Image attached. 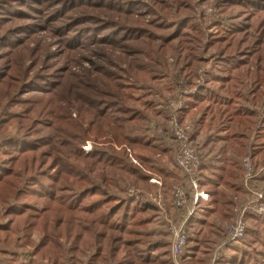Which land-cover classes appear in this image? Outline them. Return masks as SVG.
I'll return each instance as SVG.
<instances>
[{
	"label": "trees",
	"instance_id": "1",
	"mask_svg": "<svg viewBox=\"0 0 264 264\" xmlns=\"http://www.w3.org/2000/svg\"><path fill=\"white\" fill-rule=\"evenodd\" d=\"M44 28L62 40L59 65L49 44L27 47ZM79 60L90 71L76 74ZM173 122L189 127L211 196L185 221L179 262L264 264L259 217L238 243L216 222L244 198L246 154L264 193V0H0V263L173 264L159 207L125 187L180 182ZM183 185L175 222L193 200Z\"/></svg>",
	"mask_w": 264,
	"mask_h": 264
},
{
	"label": "built area",
	"instance_id": "2",
	"mask_svg": "<svg viewBox=\"0 0 264 264\" xmlns=\"http://www.w3.org/2000/svg\"><path fill=\"white\" fill-rule=\"evenodd\" d=\"M176 107L177 109L179 108V106ZM171 125L173 130L175 131V136L177 137L179 143L176 155L177 166L181 173L188 177V181L193 193V208L189 211L187 216L179 225H168L167 227V231L172 237L170 247L172 263L181 264L178 260V256L180 255L182 249L185 247L187 239L185 221L189 217L194 215V213L197 211V209H194V206L198 204L199 201H204L208 203L210 202V197L208 194H204L201 191H198L197 189V184L196 180L194 179V175L199 167L200 162L187 137L189 127H179L176 125L175 122H173ZM242 168L244 173L243 191L245 200L239 208L234 210L235 218L227 232V242L237 243L243 238V235L246 230L245 217L248 214H254L259 217L262 220L264 226V193L262 191L255 190L251 187L250 181L254 179L255 172L252 166L251 158L248 154L243 157ZM257 173L260 174V176L264 177V166L260 167ZM183 191L184 190L182 188H173V197L176 205H182L185 202V193ZM127 195L128 197L138 201L147 200L145 199V195L138 191L129 190Z\"/></svg>",
	"mask_w": 264,
	"mask_h": 264
},
{
	"label": "rangeland",
	"instance_id": "3",
	"mask_svg": "<svg viewBox=\"0 0 264 264\" xmlns=\"http://www.w3.org/2000/svg\"><path fill=\"white\" fill-rule=\"evenodd\" d=\"M201 10H203V13L205 14V15H208V17H213L215 14H214V12L216 11L215 9H213V8H211L207 3H201ZM45 12H43V13H41V14H38V13H32V15L34 16V20H39L40 22L39 23H41V18H42V14H44ZM6 27H8V26H6ZM209 27H211V26H209ZM210 31L211 32H214L215 31V29L214 28H211L210 29ZM206 32H208L207 30H206ZM205 40H207V39H205ZM39 41H41L42 43H44V44H49L50 46H51V49L53 50V52H55L56 53V58H55V60H56V63H57V65H59L58 64V61H59V59H60V52H59V50L61 49V42H62V40H61V38L60 37H56V36H54V35H52L51 34V32H49V30H47L46 28H44V29H41V30H38L35 34H34V36H33V38H32V40H30V42H27L26 44H27V47H30V48H33L34 47V44H36L37 42H39ZM26 53V50H24V49H22L21 50V55H24ZM84 55H86L85 54V52H83V51H81V52H79L78 53V56H80V57H84ZM199 55H201L200 57H205V54L204 53H199ZM168 58H170V57H167V59ZM168 62L169 63H171V60L169 59L168 60ZM26 63V62H25ZM25 63H22L23 65H25ZM73 67V71L76 73V74H78V75H83V74H85L87 71H90V66H89V63L88 62H86V61H83V60H79V62L76 64V65H73L72 66ZM122 68H124V66L122 65L121 66ZM110 71H113L114 69H112V68H108ZM128 85H130V84H135V82H133L132 80H129L128 82H126ZM130 83V84H129ZM139 84H140V82L139 83H137L136 84V87L137 86H139ZM31 95H33V93H26V94H24L23 95V97H28V96H31ZM37 96H40L39 94H36ZM169 95L168 94H166V96L165 97H167V100L170 98V97H168ZM159 99V98H158ZM157 99V100H158ZM149 124H150V126H154V120H151L150 122H149ZM172 129V128H171ZM170 129V130H171ZM9 131H10V133L11 134H13V133H15L17 130L15 129V127H13V126H11V127H9ZM189 132H190V129H189ZM189 132H187V133H189ZM172 133V132H171ZM173 136H174V141H175V143H177V150H178V145H179V143H178V139H177V137L175 136V131L173 130ZM187 137H188V135H187ZM189 139V138H188ZM197 140H201V138H198ZM173 141V140H172ZM174 141H173V143H174ZM189 142L191 143V145H192V142L189 140ZM169 143H172V142H169ZM192 147H193V145H192ZM90 148H91V144L90 143H86V145L84 146V147H82V150H83V152L84 153H86V152H88V151H90ZM193 149H194V147H193ZM194 151H195V149H194ZM176 153H175V155H174V163H175V170H176V172L178 173V178L180 179V182L179 183H171V185H170V187L165 191V192H163L162 191V188H161V181H160V179H158V178H156V177H153V178H150L149 179V183L151 184V185H154V186H156V190H152V189H143V188H140V187H136L135 185H133L132 183H128L125 187H126V193L128 194V191L129 190H134V191H138V192H141L143 195H145V199H147V200H149V201H155V202H152V203H154V204H156L158 207H159V209H160V216L161 217H159L160 218V220L161 221H163V222H165V225H166V230H167V227H168V225H179L182 221H183V219L187 216V214L189 213V211L193 208L192 207V205H193V200H192V204L190 205V207L188 208V210H187V212H186V214H185V216H184V218L183 219H181L180 221L178 220V222H175V220H174V215H175V210L177 209V208H181V207H184V205L186 204V196H187V194H186V188L188 189V186L187 185H183V184H185L186 182H188L189 183V181H188V177H186L184 174H182L181 173V171L179 170V168H178V166H177V162H176V155H177V151H175ZM136 154H139V155H142V156H148V153L147 152H144V151H140V150H137L136 151ZM128 155H129V157L131 158V160H132V162L134 163V164H138L137 163V161L136 160H134V152H131L130 150H129V153H128ZM245 156V155H244ZM243 156V157H244ZM242 160H243V158H242ZM241 165H242V163H241ZM252 166H253V164H252ZM242 170H243V168H242ZM243 175H244V173H242ZM258 174V173H257ZM243 175H242V179L240 180V186H241V189L242 190H244L243 189ZM258 175H260V174H258ZM195 179V178H194ZM182 182H183V184H182ZM251 182V187L253 188V189H255V190H258V189H256L255 187H254V185H253V182H254V179L252 180V181H250ZM196 184H197V182H196ZM190 185V184H189ZM176 187H178L179 189H183L184 191V193H185V202L182 204V205H176L175 204V202H174V197H173V194H174V192H173V188H176ZM191 187V186H190ZM197 189H198V184H197ZM223 190V189H222ZM198 191H199V189H198ZM224 191V190H223ZM258 191H260V190H258ZM189 192V191H188ZM201 192H203V191H201ZM244 192V191H243ZM190 195H191V193H190ZM192 198H193V193H192ZM211 199V198H210ZM244 198H243V200L241 201V203L238 205V207H236V208H234L233 209V211H232V216H231V219L230 220H228V221H225V222H220V221H216L217 222V226H218V229H220V230H222L223 232H225L226 234H227V232H228V230H229V228H230V226L232 225V223H233V220H234V216H235V212H234V210L235 209H237V208H239L242 204H243V202H244ZM236 201V199L234 200V202ZM188 202H190V201H188ZM210 202H204V201H199L198 202V204H196L195 206H194V209H197V211L194 213V215H199V214H201L202 213V211L205 209V208H207L208 207V204H209ZM172 205V207L174 208V210L172 211V210H167V206L166 205ZM178 219V218H177ZM245 224H246V228H247V222H246V217H245ZM262 225H263V222H262ZM156 226V225H155ZM264 227V226H263ZM244 236V235H243ZM169 240H170V247H171V240H172V237H171V235L169 234ZM240 242V241H239ZM238 243V242H237ZM221 245V244H220ZM220 245H218L216 248H215V250H214V252H213V255L215 256L216 255V251H217V249L219 248V246ZM26 251H29L28 250V248H26L25 249ZM172 259V258H171ZM1 264V263H0ZM4 264V263H3Z\"/></svg>",
	"mask_w": 264,
	"mask_h": 264
},
{
	"label": "crops",
	"instance_id": "4",
	"mask_svg": "<svg viewBox=\"0 0 264 264\" xmlns=\"http://www.w3.org/2000/svg\"><path fill=\"white\" fill-rule=\"evenodd\" d=\"M202 193H204V194H208V195H209V197H211V196H210V194H209V193H207V192H202Z\"/></svg>",
	"mask_w": 264,
	"mask_h": 264
}]
</instances>
